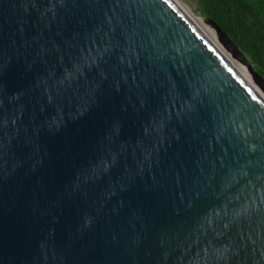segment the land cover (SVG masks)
<instances>
[{"label": "water", "instance_id": "1", "mask_svg": "<svg viewBox=\"0 0 264 264\" xmlns=\"http://www.w3.org/2000/svg\"><path fill=\"white\" fill-rule=\"evenodd\" d=\"M0 264H264V97L170 0H0Z\"/></svg>", "mask_w": 264, "mask_h": 264}, {"label": "trees", "instance_id": "2", "mask_svg": "<svg viewBox=\"0 0 264 264\" xmlns=\"http://www.w3.org/2000/svg\"><path fill=\"white\" fill-rule=\"evenodd\" d=\"M212 18L264 76V0H193Z\"/></svg>", "mask_w": 264, "mask_h": 264}, {"label": "bare ground", "instance_id": "3", "mask_svg": "<svg viewBox=\"0 0 264 264\" xmlns=\"http://www.w3.org/2000/svg\"><path fill=\"white\" fill-rule=\"evenodd\" d=\"M192 23L193 25L241 72V74L255 87L252 83L250 76L243 64H239L235 60H233L220 46L218 43L216 36L212 34L209 29L202 24V22L198 19L196 14H194L185 4H183L179 0H170ZM201 17V16H200ZM203 18V17H202ZM204 19V18H203ZM209 25L208 23H206ZM255 89L260 93L257 87ZM261 94V93H260ZM262 95V94H261ZM263 96V95H262ZM264 97V96H263Z\"/></svg>", "mask_w": 264, "mask_h": 264}, {"label": "rangeland", "instance_id": "4", "mask_svg": "<svg viewBox=\"0 0 264 264\" xmlns=\"http://www.w3.org/2000/svg\"><path fill=\"white\" fill-rule=\"evenodd\" d=\"M179 1H181L183 4H185L194 14H196V16L198 17V19L202 22V24L203 25H205L208 29H209V31L212 33V34H214L215 36H216V39H217V41H218V43L220 44V46L222 47V49L233 59V60H235L236 62H238L239 64H243L240 60H238L236 57H234L233 55H232V53L219 41V39H218V36H217V34H216V32H215V30L210 26V25H207L206 24V22H205V20L202 18V17H204V16H202L201 14H200V12L198 11V9H197V6H196V4L194 3V1L193 0H179ZM201 16V17H200ZM248 59V58H247ZM243 66H244V68L246 69V71L248 72V70H247V67L245 66V64H243ZM248 74H249V76H250V79H251V81H252V83L255 85V87H257L258 88V90L260 91V93L264 96V93L260 90V88L254 83V81L252 80V77H251V74L248 72Z\"/></svg>", "mask_w": 264, "mask_h": 264}]
</instances>
